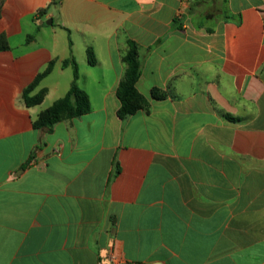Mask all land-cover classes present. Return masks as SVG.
Returning a JSON list of instances; mask_svg holds the SVG:
<instances>
[{
    "label": "crops",
    "instance_id": "crops-1",
    "mask_svg": "<svg viewBox=\"0 0 264 264\" xmlns=\"http://www.w3.org/2000/svg\"><path fill=\"white\" fill-rule=\"evenodd\" d=\"M0 38V264H264V0H0ZM127 40L169 96L121 120ZM69 58L90 111L34 129Z\"/></svg>",
    "mask_w": 264,
    "mask_h": 264
},
{
    "label": "trees",
    "instance_id": "trees-1",
    "mask_svg": "<svg viewBox=\"0 0 264 264\" xmlns=\"http://www.w3.org/2000/svg\"><path fill=\"white\" fill-rule=\"evenodd\" d=\"M45 11H40L43 14ZM128 49L122 56V62L125 65L124 74L118 84L116 95L119 100V108L117 116L123 120L138 111L148 112L150 100H164L169 96L168 92L153 88L150 91L149 99L141 95L136 89V83L141 75V63L139 57L138 45L127 40ZM2 38H0V50L4 49ZM87 61L90 66L95 64V58L91 50H87ZM53 62H51L46 69L40 73L34 82L24 89L22 98L26 107H34L40 105L46 94V89H41L38 93L31 95L33 89L46 77L52 70ZM62 67H71L72 82L66 94L56 100L45 110L41 111L35 120L32 122L34 129L50 130L59 122L79 118L90 111L89 98L87 94L81 90L77 85L78 67L73 58L66 59L62 62ZM234 120L233 118H229Z\"/></svg>",
    "mask_w": 264,
    "mask_h": 264
},
{
    "label": "rangeland",
    "instance_id": "rangeland-1",
    "mask_svg": "<svg viewBox=\"0 0 264 264\" xmlns=\"http://www.w3.org/2000/svg\"><path fill=\"white\" fill-rule=\"evenodd\" d=\"M55 25H56V23H55ZM55 25H54L53 28H55ZM58 34H61V35L63 36V32H59V30H57L56 38H57L58 40H61V39H59ZM64 35H65V34H64ZM62 40H63V39H62Z\"/></svg>",
    "mask_w": 264,
    "mask_h": 264
},
{
    "label": "water",
    "instance_id": "water-1",
    "mask_svg": "<svg viewBox=\"0 0 264 264\" xmlns=\"http://www.w3.org/2000/svg\"><path fill=\"white\" fill-rule=\"evenodd\" d=\"M47 24H50V21H48V23Z\"/></svg>",
    "mask_w": 264,
    "mask_h": 264
}]
</instances>
